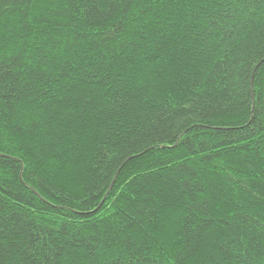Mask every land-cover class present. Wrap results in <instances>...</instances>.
<instances>
[{
  "label": "trees",
  "instance_id": "1",
  "mask_svg": "<svg viewBox=\"0 0 264 264\" xmlns=\"http://www.w3.org/2000/svg\"><path fill=\"white\" fill-rule=\"evenodd\" d=\"M0 264H264V0H0Z\"/></svg>",
  "mask_w": 264,
  "mask_h": 264
}]
</instances>
